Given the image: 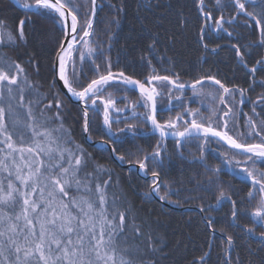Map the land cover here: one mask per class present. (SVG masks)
<instances>
[{"label":"trees","instance_id":"16d2710c","mask_svg":"<svg viewBox=\"0 0 264 264\" xmlns=\"http://www.w3.org/2000/svg\"><path fill=\"white\" fill-rule=\"evenodd\" d=\"M80 2L81 13L86 10L83 5L90 9V0ZM97 2L99 7L93 22L94 35L90 39L95 47L98 46L99 50L104 52V56L95 60L100 66L99 73L106 74L109 70L105 63L107 58L111 62L112 72H124L143 82L152 74L169 76L172 80L177 77L185 85L195 84L198 80L208 81L209 76L215 77L227 87L245 89L244 97H249V101L239 108L241 123L250 114L252 101L255 102V109L259 114L257 117L260 120L264 119L262 110L264 101L260 100L261 96H264V87L261 86L264 71L256 65V61L264 57V47L259 46L258 30L253 32L251 28L242 26L243 17H237L231 25L224 23L223 27L228 30L227 32L209 31L221 15L215 0H205V11L212 14V18L207 20L198 11V0H97ZM222 14L227 20L234 12L231 7H224ZM0 19L7 20L9 30L14 35L19 21L23 19L27 38L23 42L17 38L18 42L13 44L8 42L5 34L4 42L0 43V57L9 62L15 61L25 69L32 86L41 94L43 99L41 107L49 102L52 104L50 109H45L47 116H54L57 111L54 94L59 93L63 101L60 115L64 127L68 129L72 139L92 156L84 171L93 172L96 164L104 166L112 173L107 189L109 196L119 198L122 208L131 209L132 215L136 217V224L144 233L143 237H140L129 228L126 231V239L117 238V260L124 255L125 258L132 260L133 264H201L200 257L208 253V264H224L225 254L228 252L229 264H264V243L259 237L264 228L244 211L251 209L255 200L250 203L245 199L243 209L240 210L237 220L233 221L229 203L216 205V196L219 192L217 187H213L212 191H203L192 182L194 178L206 184L208 176H211L213 181L217 180L213 172L206 171V164L208 169L222 168L219 182L226 191L243 189L240 193L243 196L251 190L249 183L242 182L244 173L237 172L223 163L224 157L220 155L222 152L216 145L211 143L205 145L201 140L178 147L176 139H165L161 150L163 164L161 167H153L149 163L147 175H151L152 171L158 172L161 182L160 194L168 193L167 199L163 201L172 206L163 204L157 194L160 200L155 198L153 193L146 195L150 191L152 177L140 175L135 168L129 172V169L111 157L109 147L104 144L109 143L115 148V154L123 155L126 160L142 159L138 149H142L145 154L152 153L160 137L151 131L148 124L142 122L143 116L137 119L130 108L120 113L113 112V118H119V122L112 125L114 131L125 128L127 124H137L141 129L136 136L129 134L126 138L123 133H118L122 139L117 140L104 128L102 111L94 114L90 110L89 140L99 143L92 144L87 141L82 128L81 106L70 101L57 82L52 84L55 78L53 64L62 39V28L57 23L55 15H38L35 11L20 8L14 0H0ZM205 23L208 27H205ZM201 28L209 33L203 40L199 36ZM228 32L232 35L229 36ZM153 38H156L155 51L149 49ZM205 44L207 48L204 47ZM233 45H237L244 54L247 67L241 64ZM253 66L257 67L254 77L249 73ZM93 67L86 58L83 71L79 72L78 84L86 85L90 79L96 78L97 73L93 71ZM153 83L159 87L164 84L173 86L168 82ZM187 87L191 88L185 86ZM109 91L113 92L119 108H124L130 101L136 102L140 98L138 90L124 93L110 87ZM125 96L127 99H123ZM30 98L29 89L25 92V99ZM97 103L102 109L101 101ZM171 104L170 97L166 94L158 97V120L164 122L169 118L174 119L176 114L183 112L184 107L178 106L175 112L170 108ZM161 105L164 109L172 110H161ZM222 108L227 109V106L223 104ZM39 111V108H34V114L38 115ZM136 111L143 114L147 109L138 107ZM17 113L21 122L27 120L23 108H18ZM248 141L259 143L260 139L254 135V138H249ZM201 155L205 157V164L199 162ZM107 178L105 174L101 179ZM235 198L234 196L233 199ZM201 204L205 206L203 213L197 210ZM208 205H213V209L209 210ZM0 207L12 216L19 212L18 204L14 207L8 205ZM208 217L213 221L211 227L206 223ZM125 219L127 223V213ZM233 224H238L239 227H234ZM245 227L254 229L255 235H249L244 230ZM227 236L232 237L231 249ZM20 242H23L22 239ZM123 248H127L128 251L122 252Z\"/></svg>","mask_w":264,"mask_h":264},{"label":"snow or ice","instance_id":"6c2138e0","mask_svg":"<svg viewBox=\"0 0 264 264\" xmlns=\"http://www.w3.org/2000/svg\"><path fill=\"white\" fill-rule=\"evenodd\" d=\"M24 9L35 11L36 14H54L57 23L62 28V39L56 52L53 72L55 78L63 83V86L80 103L82 112V128L89 133L90 117L89 111L99 114L102 111V124L108 133L117 140L122 139L118 133H123L126 138L129 134L136 136L141 129L137 124H127L125 128L113 130V123H118L119 118H113L112 113H120L128 108L137 119L143 116V123L150 122L151 130L159 133L160 140L157 142L152 153L145 154L138 149L141 158L126 160L123 155H117L116 159L131 165L129 172L136 168L147 175L149 163L153 167H161V150L163 141L171 135L176 137L175 143L179 147L192 141H203L206 145L209 138H218L213 142H225L237 153L224 157V163L236 170L241 163L236 155L246 156L247 161L253 164L257 160L264 162V119L257 121L248 117V136L253 134L259 137V143L241 142L239 137L242 133L237 132L236 137L229 134V122L236 127V114L232 107L223 111V116L229 119L223 120L222 125L218 122L216 127L212 126V116L216 115V109L210 108L211 116L205 117L199 109H185V114L192 117L191 121L184 119V114H178L175 119L169 118L164 122L157 119L158 97L166 94L171 97V91L162 94L156 86L149 87L154 81L168 82L177 91L182 92L185 84L177 83L169 76L152 74L145 78V82L134 79L124 72L113 73L111 62L106 58L105 63L109 69L106 74L99 73V64L96 59L104 56V52L98 46L92 45L91 37L94 35L93 22L99 5L97 0H90L91 7L81 13L82 4L80 0H18ZM221 15L209 31L228 30L223 27L224 23L232 24L237 17H243L242 26L251 28L253 32H259V46L264 47V0H215ZM248 5V7H246ZM224 7H231L234 15L227 20L222 14ZM249 8L252 10L250 11ZM122 10V9H120ZM119 11V10H118ZM198 11L206 20L212 18L210 11H205V0H198ZM25 21H19L16 34L9 30L7 20L0 19V43L6 34L9 43L26 41L24 32ZM205 27L208 25L205 23ZM208 32L200 29L199 36L203 40ZM231 36L232 33L228 32ZM18 38V41H17ZM156 38L149 45L151 51H155ZM110 46V45H109ZM207 48V44L204 45ZM236 55L240 57L241 64L247 67L244 54L237 45H233ZM88 58L93 64V71L97 73L85 84H78L79 72L83 71L84 62ZM150 64V60L148 61ZM261 71H264V57L256 61ZM79 66V67H78ZM155 70H153L154 72ZM257 67L249 69L254 77ZM22 79V82H21ZM219 85L222 94L219 95V103L228 105L225 96L236 103V94H239L240 105L244 104L245 89L229 88L215 77H207ZM202 80L196 84H202ZM255 83V81H253ZM196 84L191 85L194 94L209 95L213 99V93H204L197 89ZM15 86V88L13 87ZM251 86V85H250ZM264 87V81H261ZM127 93L139 91L140 98L136 102H129L124 108L117 107L116 98L109 88ZM31 90V98L25 99L26 90ZM55 107L57 111L54 116H47L45 109L52 107L51 102L44 104L39 91L34 88L28 79L25 69L15 61L0 57V206L19 205V212L15 216L9 215L0 207V264H133V261L121 255L117 260V238L126 239V231L130 228L137 236L143 237L144 233L136 224V217L132 215L130 208H122L119 198L109 196V188L112 173L108 172L102 165L94 164L93 172L84 171L92 156L77 144L71 137L70 132L64 127L63 118L60 115L63 101L59 93L54 94ZM177 100L181 96L174 97ZM127 99V96L123 97ZM264 101V96H261ZM97 101H101L102 109ZM145 108L146 112L138 113L136 109ZM25 110L27 120L21 122L17 109ZM34 108H39V114H34ZM161 110L171 111L172 109ZM264 110V109H262ZM255 112V108L252 109ZM259 114H257L258 116ZM55 121V123H53ZM181 122L177 126V122ZM207 125V126H205ZM182 129V130H181ZM15 137V138H14ZM111 151L115 153V148ZM201 164H205V157L199 158ZM206 171L213 172L217 180L213 181L208 176L207 183L202 184L193 178V183L203 191H212L213 187L219 189L216 196V205L227 202L231 205L230 215L233 221L237 220L240 210L243 209L244 200L250 203L255 200L251 209L244 210L247 215L254 217L261 228H264V171L243 168L239 171L244 173L242 182L250 184L251 190L245 195H240L243 189H232L226 191L220 186L219 175L222 168L215 167ZM107 179H101L102 175ZM239 174V173H238ZM152 183L150 191L146 195L156 193L161 200L168 197V193L160 194V181L157 171L151 172ZM236 197L233 199V197ZM192 197H190L191 199ZM171 202V201H169ZM238 203L240 208L238 209ZM201 213L205 211L204 205H198ZM209 210L213 205H208ZM128 215L126 223L125 214ZM212 218L208 217L206 223L211 227ZM239 227L238 224H233ZM249 235H255L254 229L245 227ZM214 231V229H213ZM264 243V231L259 233ZM22 239V243L20 240ZM229 249L232 245V237H226ZM151 243V235L149 234ZM154 250V249H153ZM127 252V248L121 249ZM224 264H229L230 255L225 254ZM209 254L200 257L201 264H208Z\"/></svg>","mask_w":264,"mask_h":264},{"label":"rangeland","instance_id":"374dc122","mask_svg":"<svg viewBox=\"0 0 264 264\" xmlns=\"http://www.w3.org/2000/svg\"><path fill=\"white\" fill-rule=\"evenodd\" d=\"M92 45H93V43H92ZM173 80H176L178 83H182L183 82L182 80H178L177 77H174ZM190 82H194V81H189V83ZM163 87L164 88H169L172 92H175L176 95H178V96H186L187 97L186 106H185L186 109H188V107H190V109H193V110L199 109V111L205 117L211 116L210 108H215L217 110L216 111V115L211 117L212 118V124L215 125V126H217L218 122L222 125L223 120L229 119L228 117L223 116V111L226 110V109H223L222 108L223 104L219 103V95L222 94V90H219V85H216L214 83V81L208 80V81L202 82V84L196 85V88L198 90L202 89L204 93H213L216 96V99H213L209 95L194 94L192 88L183 89L182 92H180V91H177L176 88L174 86H171V85H165L164 84ZM229 88L236 89V88H239V87H235L234 86V87H229ZM240 89H242V88H240ZM188 96H190V97L188 98ZM248 98L249 97H246V98L244 97V103L249 101ZM239 99H240V97H239L238 93L236 94V103H233V101L231 100L230 97L225 96V100L229 102L228 106L232 107V112H234L237 115V111H238V122L236 121V127L233 128V124L230 121L228 129H229V134L233 135L234 137H236L237 132L242 133L243 135L239 137L240 141L241 142H247L249 140V138L250 139L254 138V134L251 136L252 138L248 136V132H249V129H248V126H247L248 117L251 116L254 120H256L258 126H259L260 119L257 117L256 109H255V112L252 111L253 108H256L255 107V102L252 101V102H250V105L252 106L251 112H250L249 115H247L245 117L244 122L241 123V121H240L241 116L239 115V112H240V110H239L240 104L238 103ZM185 107H184V109H185ZM202 143H203V141H202ZM209 143L216 144V147H218L221 150V152L227 153V155L229 157L234 155V154H236V152L234 150L228 149L227 147H225V148L224 147H219V143L212 142V140H210V139H209ZM248 143H249V141H248ZM236 159L241 161V163L237 166V168L235 170L237 172L243 173V172L239 171L240 167H244V168L247 167L250 170L251 169H256V170L264 171V166H263L264 162H261V161L257 160V162L255 164H253L252 161H247V163H245V161L247 160V157L246 156H242V155H236ZM225 165H227V164H225ZM228 167H231V166H228ZM231 168H233V167H231Z\"/></svg>","mask_w":264,"mask_h":264},{"label":"water","instance_id":"95a60500","mask_svg":"<svg viewBox=\"0 0 264 264\" xmlns=\"http://www.w3.org/2000/svg\"><path fill=\"white\" fill-rule=\"evenodd\" d=\"M14 2L17 4V6H19V7L22 8V9H24V8L22 7V5H20V4L18 3L17 0H14ZM53 2H55V0H53ZM97 3H98V2H97ZM96 15H97V10H96ZM95 18H96V16H95ZM113 73H119V72H113ZM134 79H136V78H134ZM141 82H143V81H141ZM57 83H58L59 88H60L61 91L63 92V94H64V95H65L70 101H72L73 103H76V104H79V105H80V103L77 102L76 99H75L74 97H71L70 93L67 92V89L63 86V83H62L61 81H58V80H57ZM195 84H196V83H195ZM191 85H193V84H191ZM191 85H185V86H190V87H191ZM148 86L151 87L150 85H148ZM148 125H149V127H150V129H151L150 122L148 123ZM205 126H206V125H205ZM151 131H152V130H151ZM152 132H153V131H152ZM153 133H154V132H153ZM155 134H157V135L159 136V133H158V132H155ZM87 135H88V134L85 133V138H86V139H87ZM166 139H178V138H176V137H172L171 135H169ZM215 139H218V138H215ZM87 141L91 142L89 139H87ZM220 142H222L223 144H225L227 147L230 148V146H228L225 142H223V141H220ZM91 143H92V144H97V143H99V142H98V141H93V142H91ZM104 144L107 145V146L109 147L110 151H111V149H112L111 145H110L109 143H107V142H104ZM116 156H117V155L111 151V157H112L116 162H119L124 168L129 169V168L131 167V165H128V164H125V163H121L118 159H116ZM135 169H136V168H135ZM138 173H139L140 175L146 177V178H151V175H144V174L142 173V171H140V172H138ZM153 195L155 196V198L159 199V198L157 197L156 193H153ZM159 200H160V199H159ZM160 201H161L163 204H165V205L172 206L171 204H169V203H167V202H165V201H163V200H160ZM197 210L200 211V208H197ZM200 212H201V211H200Z\"/></svg>","mask_w":264,"mask_h":264},{"label":"flooded vegetation","instance_id":"af4514ba","mask_svg":"<svg viewBox=\"0 0 264 264\" xmlns=\"http://www.w3.org/2000/svg\"><path fill=\"white\" fill-rule=\"evenodd\" d=\"M211 81H213V80H211ZM156 86L157 87V89H158V91H160L161 93L163 92V94L165 93L164 91L165 90H167V91H171L169 88H164L163 86L162 87H159L158 86V84H155V83H152V84H150V86ZM185 89H190V88H185ZM168 96V95H167ZM176 96H178V95H176V93L175 92H172L171 91V97H170V100H171V102H172V104H171V106H170V108H172L175 112H176V108L179 106V107H185L186 106V99H187V97L186 96H181V99L180 100H177V99H175L174 97H176ZM169 97V96H168ZM190 96H188V98H189ZM158 99V98H157ZM232 105V104H231ZM227 107H229L228 105H226ZM240 106H243V105H240ZM190 107H188V109H189ZM159 109V108H158ZM184 109V108H183ZM185 109H186V107H185ZM185 109H184V111L182 112V113H178V114H184V119H186V120H188V121H191V117L189 116V115H187V114H185ZM178 114H176L175 115V117H174V119L176 118V116L178 115ZM158 115V114H157ZM236 121L238 122V111H237V115H236ZM180 124H181V122H177V126L179 127L180 126ZM207 126V125H206ZM212 126L213 127H216L215 125H213L212 124ZM182 130V129H181ZM210 140H212V142L214 141V140H217V139H215V138H211L210 137ZM214 145H216V144H214ZM219 147H227L225 144H223L222 142H219ZM228 149H231V148H229V147H227ZM231 150H234V151H237V150H235V149H231Z\"/></svg>","mask_w":264,"mask_h":264},{"label":"bare ground","instance_id":"6f19581e","mask_svg":"<svg viewBox=\"0 0 264 264\" xmlns=\"http://www.w3.org/2000/svg\"><path fill=\"white\" fill-rule=\"evenodd\" d=\"M252 143H258V142H252Z\"/></svg>","mask_w":264,"mask_h":264}]
</instances>
